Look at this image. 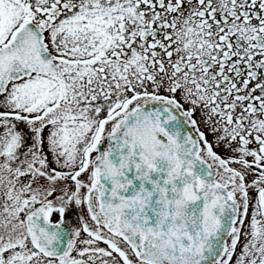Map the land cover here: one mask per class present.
I'll use <instances>...</instances> for the list:
<instances>
[{"label":"snow or ice","instance_id":"6c2138e0","mask_svg":"<svg viewBox=\"0 0 264 264\" xmlns=\"http://www.w3.org/2000/svg\"><path fill=\"white\" fill-rule=\"evenodd\" d=\"M0 264H264V0H0Z\"/></svg>","mask_w":264,"mask_h":264}]
</instances>
